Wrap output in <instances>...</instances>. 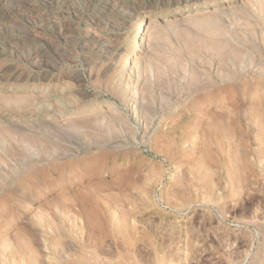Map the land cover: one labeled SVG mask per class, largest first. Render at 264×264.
Wrapping results in <instances>:
<instances>
[{
  "label": "rangeland",
  "instance_id": "1",
  "mask_svg": "<svg viewBox=\"0 0 264 264\" xmlns=\"http://www.w3.org/2000/svg\"><path fill=\"white\" fill-rule=\"evenodd\" d=\"M0 264H264V0H0Z\"/></svg>",
  "mask_w": 264,
  "mask_h": 264
},
{
  "label": "bare ground",
  "instance_id": "2",
  "mask_svg": "<svg viewBox=\"0 0 264 264\" xmlns=\"http://www.w3.org/2000/svg\"><path fill=\"white\" fill-rule=\"evenodd\" d=\"M211 6V5H210ZM198 15V14H197ZM147 20V19H146ZM143 29V28H142ZM141 31V28L139 29ZM142 34V33H141ZM138 36V35H137ZM46 90V89H45Z\"/></svg>",
  "mask_w": 264,
  "mask_h": 264
}]
</instances>
